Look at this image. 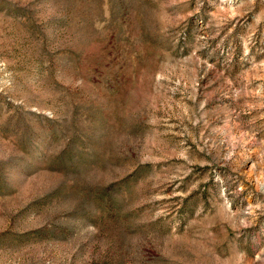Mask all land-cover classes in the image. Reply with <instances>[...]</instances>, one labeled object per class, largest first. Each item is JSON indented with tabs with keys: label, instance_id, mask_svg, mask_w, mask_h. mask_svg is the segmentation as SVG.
Here are the masks:
<instances>
[{
	"label": "rangeland",
	"instance_id": "rangeland-1",
	"mask_svg": "<svg viewBox=\"0 0 264 264\" xmlns=\"http://www.w3.org/2000/svg\"><path fill=\"white\" fill-rule=\"evenodd\" d=\"M0 264H264V0H0Z\"/></svg>",
	"mask_w": 264,
	"mask_h": 264
}]
</instances>
